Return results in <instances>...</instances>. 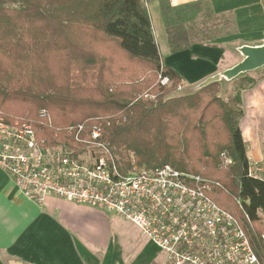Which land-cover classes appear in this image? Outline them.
Here are the masks:
<instances>
[{"label": "trees", "instance_id": "trees-1", "mask_svg": "<svg viewBox=\"0 0 264 264\" xmlns=\"http://www.w3.org/2000/svg\"><path fill=\"white\" fill-rule=\"evenodd\" d=\"M150 1L0 0V116L74 153L100 141L124 172L169 165L199 178L212 201L241 221L261 257L264 183L247 175L241 98H223L220 83L167 97L183 79L164 64ZM198 4L167 7V14L183 16ZM166 31L173 52L197 42L182 43L188 32L169 20ZM255 84L249 79L241 89Z\"/></svg>", "mask_w": 264, "mask_h": 264}, {"label": "built area", "instance_id": "built-area-1", "mask_svg": "<svg viewBox=\"0 0 264 264\" xmlns=\"http://www.w3.org/2000/svg\"><path fill=\"white\" fill-rule=\"evenodd\" d=\"M39 115L49 120L45 110ZM91 135L99 138V129ZM92 146L76 153L50 146L30 125L0 116V168L29 200L52 196L117 214L154 244L163 264H264V232L258 257L241 221L212 201L199 178L169 165L124 172L105 144ZM247 175L264 183V160L248 159Z\"/></svg>", "mask_w": 264, "mask_h": 264}, {"label": "crops", "instance_id": "crops-1", "mask_svg": "<svg viewBox=\"0 0 264 264\" xmlns=\"http://www.w3.org/2000/svg\"><path fill=\"white\" fill-rule=\"evenodd\" d=\"M196 2H200L197 7L208 6L207 16L233 15L234 22L225 23L231 25L235 36L242 37L241 45L264 44V0H151L145 3L164 64L177 71L183 79L182 84L187 87L198 85L205 78L237 63L224 65L222 50L212 42L197 41L188 49L171 51L166 21L172 13L167 14L166 8L176 10ZM241 105L244 114L239 125L247 157L263 160L264 75L242 93ZM107 214L52 196L38 205L26 199L9 174L0 168V264H98L96 248H106L111 241L109 234L111 232L113 236L114 232ZM130 224L137 231V247L142 248L130 264H138V259H141L139 264H163L164 255ZM155 252L157 258L152 257ZM115 257L111 252L107 264H123Z\"/></svg>", "mask_w": 264, "mask_h": 264}, {"label": "rangeland", "instance_id": "rangeland-1", "mask_svg": "<svg viewBox=\"0 0 264 264\" xmlns=\"http://www.w3.org/2000/svg\"><path fill=\"white\" fill-rule=\"evenodd\" d=\"M209 10L207 5H200L194 9L187 11L183 16L178 13H173L172 17H169V21L172 24H179L183 26L188 32L189 38L185 37L182 40L184 43L190 40H197L203 42V44L212 42L215 43L218 48L222 50L221 61L224 65H232L238 62L241 58L235 51V48L243 43L242 37L235 36L233 34L232 27L230 24H226L225 21L230 23L234 22L233 15L229 14L227 16H213L206 14L205 10ZM183 14V13H182ZM178 26V25H177ZM167 33V32H166ZM244 38V37H243ZM185 39V40H184ZM206 39V40H205ZM211 39V40H210ZM210 40V41H209ZM186 41V42H187ZM264 75V67L257 69L255 71L246 73L240 78L242 81L234 82L232 81H221L220 82V95L223 98L234 96L238 94L241 98L243 92L248 91L251 88L241 89L243 83H248L249 79L259 80ZM196 86H185L181 84L180 88L171 92L167 97H173L182 95L187 92H192L196 89ZM247 86V85H244ZM179 87V86H178ZM240 126V125H239ZM261 140L264 143V132L261 135ZM262 159L264 160V150L261 152ZM25 196V195H24ZM26 199H28L25 196ZM29 200V199H28ZM34 202V201H32ZM42 205L43 203H37ZM107 218L111 219V223L114 229L113 236L110 232V242L106 248L97 247V260L98 264H107V257L113 252L117 259L121 260L123 264H130L138 254L140 253L141 247H137L135 236L137 234L136 229L122 217L117 214H107ZM262 225L264 232V216L262 215ZM152 246V245H151ZM154 247V246H152ZM113 250L111 251V249ZM153 258L158 257V253L155 252L152 256ZM143 259V258H142ZM146 261V260H145ZM145 261L143 263H145ZM137 263H141V259H138ZM156 264V262L150 263Z\"/></svg>", "mask_w": 264, "mask_h": 264}, {"label": "water", "instance_id": "water-1", "mask_svg": "<svg viewBox=\"0 0 264 264\" xmlns=\"http://www.w3.org/2000/svg\"><path fill=\"white\" fill-rule=\"evenodd\" d=\"M237 53L242 59L233 66L220 71L200 82L195 90H200L212 83L221 81H232L246 73L264 67V44L260 45H241L236 48Z\"/></svg>", "mask_w": 264, "mask_h": 264}]
</instances>
